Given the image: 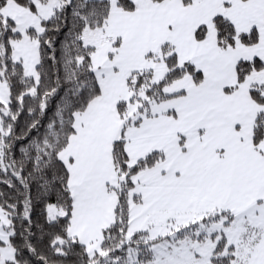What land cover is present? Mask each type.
Wrapping results in <instances>:
<instances>
[{
    "label": "snow or ice",
    "instance_id": "6c2138e0",
    "mask_svg": "<svg viewBox=\"0 0 264 264\" xmlns=\"http://www.w3.org/2000/svg\"><path fill=\"white\" fill-rule=\"evenodd\" d=\"M0 264H264V0H0Z\"/></svg>",
    "mask_w": 264,
    "mask_h": 264
}]
</instances>
